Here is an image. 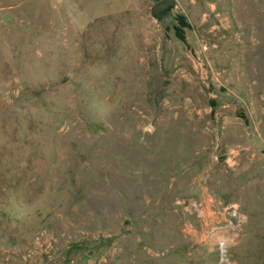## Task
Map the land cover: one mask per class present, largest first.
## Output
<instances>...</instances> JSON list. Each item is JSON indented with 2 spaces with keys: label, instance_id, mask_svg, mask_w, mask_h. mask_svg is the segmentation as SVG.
I'll use <instances>...</instances> for the list:
<instances>
[{
  "label": "rangeland",
  "instance_id": "rangeland-1",
  "mask_svg": "<svg viewBox=\"0 0 264 264\" xmlns=\"http://www.w3.org/2000/svg\"><path fill=\"white\" fill-rule=\"evenodd\" d=\"M153 3L0 0V264H264V0Z\"/></svg>",
  "mask_w": 264,
  "mask_h": 264
},
{
  "label": "built area",
  "instance_id": "built-area-1",
  "mask_svg": "<svg viewBox=\"0 0 264 264\" xmlns=\"http://www.w3.org/2000/svg\"><path fill=\"white\" fill-rule=\"evenodd\" d=\"M183 210L194 215L197 225L186 218L182 224V231L205 245L210 244L209 246L216 249L219 259L222 260L226 249L235 244L239 231L240 219L234 205L221 206L210 193L202 191L195 201L184 205ZM220 213L227 217L223 225L215 222V217ZM232 219L235 222H232Z\"/></svg>",
  "mask_w": 264,
  "mask_h": 264
},
{
  "label": "water",
  "instance_id": "water-1",
  "mask_svg": "<svg viewBox=\"0 0 264 264\" xmlns=\"http://www.w3.org/2000/svg\"><path fill=\"white\" fill-rule=\"evenodd\" d=\"M175 7V0H157L149 8V16L155 21H161L169 16Z\"/></svg>",
  "mask_w": 264,
  "mask_h": 264
},
{
  "label": "trees",
  "instance_id": "trees-1",
  "mask_svg": "<svg viewBox=\"0 0 264 264\" xmlns=\"http://www.w3.org/2000/svg\"><path fill=\"white\" fill-rule=\"evenodd\" d=\"M156 1L157 0H154V2ZM174 21H175V24L172 27L174 36L180 41H182L183 40V28L187 27L188 25L186 24L183 16L181 15H176Z\"/></svg>",
  "mask_w": 264,
  "mask_h": 264
},
{
  "label": "crops",
  "instance_id": "crops-1",
  "mask_svg": "<svg viewBox=\"0 0 264 264\" xmlns=\"http://www.w3.org/2000/svg\"><path fill=\"white\" fill-rule=\"evenodd\" d=\"M238 212V211H237ZM239 214V213H238ZM240 214H239V219H240ZM241 220V219H240ZM227 221V217L222 215L221 213L215 217V222L218 223L219 225H223ZM233 221V219H232ZM225 230L222 231V234H224Z\"/></svg>",
  "mask_w": 264,
  "mask_h": 264
},
{
  "label": "clouds",
  "instance_id": "clouds-1",
  "mask_svg": "<svg viewBox=\"0 0 264 264\" xmlns=\"http://www.w3.org/2000/svg\"><path fill=\"white\" fill-rule=\"evenodd\" d=\"M223 246V245H222Z\"/></svg>",
  "mask_w": 264,
  "mask_h": 264
}]
</instances>
